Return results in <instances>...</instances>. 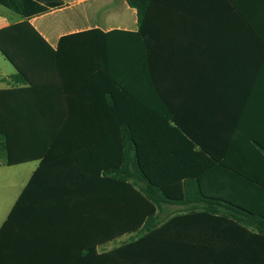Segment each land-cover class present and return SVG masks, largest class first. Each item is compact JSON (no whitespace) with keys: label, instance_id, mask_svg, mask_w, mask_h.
<instances>
[{"label":"trees","instance_id":"trees-1","mask_svg":"<svg viewBox=\"0 0 264 264\" xmlns=\"http://www.w3.org/2000/svg\"><path fill=\"white\" fill-rule=\"evenodd\" d=\"M124 1L136 30L64 25L52 48L26 19L59 0H0L25 18L0 29L16 71L0 159L39 163L0 226V264H264V148L231 54L264 43V0H212L203 25L182 0ZM64 17L81 26V6Z\"/></svg>","mask_w":264,"mask_h":264},{"label":"crops","instance_id":"crops-1","mask_svg":"<svg viewBox=\"0 0 264 264\" xmlns=\"http://www.w3.org/2000/svg\"><path fill=\"white\" fill-rule=\"evenodd\" d=\"M59 1L61 2L60 7L49 8L46 12L30 16L26 19L29 24L41 35L44 41L52 48L56 46L59 37L64 32L62 29L64 25L68 27L66 31L99 27L102 24H105V27L108 28L136 30L135 11L134 9L128 7L124 0ZM77 5L81 6L83 22L80 23L82 24L81 26L74 25L70 27V24H74V22L72 21L70 23L65 19L64 9ZM210 8L215 9L214 16H216V21H218L220 14L218 11L219 8L222 9V5L217 1L182 0V2H179L178 4V10L176 12H180L178 14L185 18L186 23L203 25L208 22L209 17L212 15L210 14ZM23 20H25V18H22L20 15L12 12L0 4V29ZM231 54L234 57L232 63L235 67L234 76L238 81V86L243 89L247 88L246 103L248 107V135L251 140L256 141V143L264 148V43H262L258 37L251 36L248 40L247 47H237L232 50ZM15 72L14 67L0 53V90L9 89L13 86L9 78L15 74ZM242 101L245 104L244 99L240 100V104H242ZM254 148L256 151L263 153L264 156L263 150H261L258 146H254ZM1 163H3V161ZM251 163H264V160L259 155H255ZM26 164H33V166L24 176L20 191L16 194L15 198H13L11 204L7 205L5 208L0 206V226L7 217L22 189L28 183L30 177L38 167L39 163L37 161H33L7 166L17 167ZM7 184L8 183L5 184L4 188H8ZM175 209V207L167 206L163 210L162 214L165 211H168L170 217ZM123 237H127V235L122 236L115 241L121 240ZM112 242L97 248V251L99 253L107 252L123 245L121 244L114 247H107Z\"/></svg>","mask_w":264,"mask_h":264},{"label":"rangeland","instance_id":"rangeland-1","mask_svg":"<svg viewBox=\"0 0 264 264\" xmlns=\"http://www.w3.org/2000/svg\"><path fill=\"white\" fill-rule=\"evenodd\" d=\"M0 160V206L5 208L11 204L13 198L20 191L24 176L30 171L33 164H26L17 167H7ZM8 183V188H4L5 184ZM161 221L169 218V212L165 211L161 216ZM134 237H123L121 240L114 241L107 247H114L117 245L125 244ZM106 249V248H105Z\"/></svg>","mask_w":264,"mask_h":264}]
</instances>
